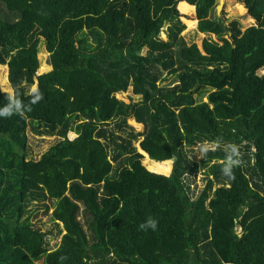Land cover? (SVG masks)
<instances>
[{
	"label": "trees",
	"instance_id": "obj_1",
	"mask_svg": "<svg viewBox=\"0 0 264 264\" xmlns=\"http://www.w3.org/2000/svg\"><path fill=\"white\" fill-rule=\"evenodd\" d=\"M219 1L0 0V67L24 104L35 83L43 94L0 117V264H264V0H239L255 21L244 31L215 14ZM179 5L196 6L203 51L181 36ZM42 45L51 70L38 74ZM129 89L141 100L118 98ZM9 94L0 85V108ZM130 119L146 133L124 131ZM63 128L77 135L24 158L28 129ZM141 135L144 159L173 161L170 175L142 164ZM217 140L241 146L234 180L223 150L188 154ZM52 208L64 234L49 251L51 230L33 220ZM149 217L157 228L141 230Z\"/></svg>",
	"mask_w": 264,
	"mask_h": 264
},
{
	"label": "rangeland",
	"instance_id": "obj_2",
	"mask_svg": "<svg viewBox=\"0 0 264 264\" xmlns=\"http://www.w3.org/2000/svg\"><path fill=\"white\" fill-rule=\"evenodd\" d=\"M219 2H221V0ZM223 2L224 4L222 3L223 7L221 8V11L217 12L216 10L215 14L219 15L222 18L225 25L229 26L230 23H233L234 21H238L240 23V28L242 31H244L246 28H249L255 25V21L247 13L248 11L247 8L245 7L246 11H241V9L239 8L240 4L244 5L243 3L239 2V0H225V1L223 0ZM192 6L193 8L191 10L184 11L179 5V7L181 8V9L179 8L180 14L182 15L180 16L181 21L186 25L185 29L181 33V36L185 39L188 45H192L195 43L201 49V51H203L202 49H203L204 40L210 37L207 34L199 32L198 25H199L200 20L197 16L196 6L194 5ZM168 27H170V24H166L160 34V37L164 40L168 39ZM227 38L229 37L227 36ZM80 42H81V39H80ZM48 57H49V54L46 52L44 46L43 45L40 46V51L38 54V59H39V69L37 71L38 74L46 73L49 70H51ZM259 74L263 75L264 70L260 71ZM5 79H7V82L5 81ZM176 84L177 83H175L174 85ZM0 85L5 92L11 93L13 95V90L11 89L9 78H8V66L0 67ZM34 85H36V83ZM117 96L118 98L126 102H129L132 99L135 101L141 100V97L139 95H135L131 89H129L126 92H120ZM203 101L208 102L207 94L204 95ZM73 121H74V118L70 120V123ZM128 123H129L128 127L125 126L124 131L127 128L128 132L133 131V133L135 134L136 133H146L145 126L137 123L134 119H130ZM66 131L67 129L63 128L59 130L55 136L50 137V136H45V135L38 136L35 133H33L31 129H28L26 133V139H27V145L25 149L26 155H24V158L27 160L31 158L36 159V160L44 158L47 155L51 154L53 149H55L65 139V135L67 133L72 138L77 135L76 130H72L68 132ZM122 134L128 137L129 133L127 134L123 132ZM144 138L145 136H142V135L136 138L138 139L137 140L138 142L135 143V146L139 152H140V147H141L140 146L141 141ZM203 144H198L195 147H192L191 149L187 148L188 154L191 157V159L193 158L199 162L203 159V158H199L198 156L199 146ZM145 158L147 160L143 159L142 164L146 167L147 170L153 171L159 174H163V175L171 174V171L173 169V161L170 160V161L164 162V163H167V166L168 168H170V170L158 171L157 167H155L156 164H154L157 162H154L153 160L151 161L148 157H145ZM204 178L205 177L203 175V172H200L199 174H197L195 177L192 178L195 182H193V185H191V188L195 190L196 192L195 194H198L199 191L202 189L205 183ZM52 212H53V208L50 210L48 214L44 211V209H41V211L38 213L35 220H33L34 224H36L37 227H41L45 231L51 230L52 238L50 239V242H49V247H48L49 251H53L54 249H56V247L60 243V239L62 235L64 234V231L61 226L58 227L59 229H56L53 226V224L50 222V215ZM30 244H31L30 242H26L23 245V247L27 249L30 246Z\"/></svg>",
	"mask_w": 264,
	"mask_h": 264
},
{
	"label": "clouds",
	"instance_id": "obj_3",
	"mask_svg": "<svg viewBox=\"0 0 264 264\" xmlns=\"http://www.w3.org/2000/svg\"><path fill=\"white\" fill-rule=\"evenodd\" d=\"M28 95L31 99L29 104L26 105L15 95L9 94L7 97L8 103L4 107L0 108V117L6 119L10 118L12 115L24 117L26 112L32 110L31 105L37 104L43 99V94L36 85H33L30 88ZM140 150H142L141 147ZM217 150H223L225 152L224 160L221 162V175L229 180H234V168L240 167L243 164V153L241 152V146L232 142L222 144L220 140H217L211 143L200 145L198 149V156L199 158H206L209 151L214 152ZM139 153H141V151ZM141 155L144 159V155L142 153ZM139 228L144 231H147L148 229L155 230L157 228V221L152 217H149L146 221L139 225ZM66 258L67 257L61 256L59 259L63 261Z\"/></svg>",
	"mask_w": 264,
	"mask_h": 264
},
{
	"label": "water",
	"instance_id": "obj_4",
	"mask_svg": "<svg viewBox=\"0 0 264 264\" xmlns=\"http://www.w3.org/2000/svg\"><path fill=\"white\" fill-rule=\"evenodd\" d=\"M222 3H223V0H221V2L219 3V5L217 7V12H220L221 11Z\"/></svg>",
	"mask_w": 264,
	"mask_h": 264
},
{
	"label": "bare ground",
	"instance_id": "obj_5",
	"mask_svg": "<svg viewBox=\"0 0 264 264\" xmlns=\"http://www.w3.org/2000/svg\"><path fill=\"white\" fill-rule=\"evenodd\" d=\"M225 1V0H224ZM223 4H224V2H223ZM223 7V6H222Z\"/></svg>",
	"mask_w": 264,
	"mask_h": 264
},
{
	"label": "crops",
	"instance_id": "obj_6",
	"mask_svg": "<svg viewBox=\"0 0 264 264\" xmlns=\"http://www.w3.org/2000/svg\"><path fill=\"white\" fill-rule=\"evenodd\" d=\"M159 163H161V162H159Z\"/></svg>",
	"mask_w": 264,
	"mask_h": 264
}]
</instances>
